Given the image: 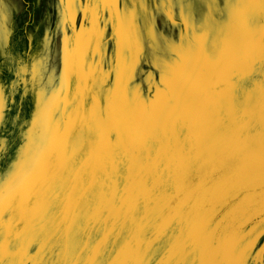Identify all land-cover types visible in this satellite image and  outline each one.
Masks as SVG:
<instances>
[{
  "label": "rangeland",
  "instance_id": "rangeland-1",
  "mask_svg": "<svg viewBox=\"0 0 264 264\" xmlns=\"http://www.w3.org/2000/svg\"><path fill=\"white\" fill-rule=\"evenodd\" d=\"M0 264H264V0H0Z\"/></svg>",
  "mask_w": 264,
  "mask_h": 264
}]
</instances>
